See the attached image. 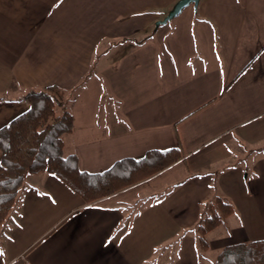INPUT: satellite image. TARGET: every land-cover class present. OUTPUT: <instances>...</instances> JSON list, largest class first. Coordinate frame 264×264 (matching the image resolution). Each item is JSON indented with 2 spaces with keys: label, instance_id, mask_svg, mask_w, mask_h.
<instances>
[{
  "label": "crops",
  "instance_id": "1",
  "mask_svg": "<svg viewBox=\"0 0 264 264\" xmlns=\"http://www.w3.org/2000/svg\"><path fill=\"white\" fill-rule=\"evenodd\" d=\"M177 1L0 0V129L29 109L27 92L57 85L82 170L182 152L91 203L53 173L28 174L0 264H205L204 252L216 264L264 239V0H200L156 27ZM216 197L233 211L202 249L196 227Z\"/></svg>",
  "mask_w": 264,
  "mask_h": 264
},
{
  "label": "trees",
  "instance_id": "2",
  "mask_svg": "<svg viewBox=\"0 0 264 264\" xmlns=\"http://www.w3.org/2000/svg\"><path fill=\"white\" fill-rule=\"evenodd\" d=\"M68 94L57 85L27 92L23 97L29 109L0 129V228L28 174L53 173L84 202L91 203L152 177L182 157L178 148L153 149L141 158L119 159L100 172L82 170L77 155L66 154L64 149L63 136L73 130ZM232 211L221 197L208 202L196 227L202 249L209 248L207 234ZM216 264H264V239L227 246Z\"/></svg>",
  "mask_w": 264,
  "mask_h": 264
},
{
  "label": "water",
  "instance_id": "3",
  "mask_svg": "<svg viewBox=\"0 0 264 264\" xmlns=\"http://www.w3.org/2000/svg\"><path fill=\"white\" fill-rule=\"evenodd\" d=\"M199 1L200 0H178L164 18L156 21L155 23L156 27H159L162 24L168 23L173 18H175L177 15H179L183 11L184 8L188 7L191 4H193L194 7L197 8Z\"/></svg>",
  "mask_w": 264,
  "mask_h": 264
},
{
  "label": "rangeland",
  "instance_id": "4",
  "mask_svg": "<svg viewBox=\"0 0 264 264\" xmlns=\"http://www.w3.org/2000/svg\"><path fill=\"white\" fill-rule=\"evenodd\" d=\"M155 25H156V24H155ZM56 176H57V175H56ZM57 177H58V176H57ZM0 244H1V243H0ZM215 254H216V253H212V254H211L210 252H204V254H203V255H204V256H203L204 259H203V257H202V261H203L204 263H205V261H206L205 264H207V260L210 259V258H211V259H214Z\"/></svg>",
  "mask_w": 264,
  "mask_h": 264
}]
</instances>
